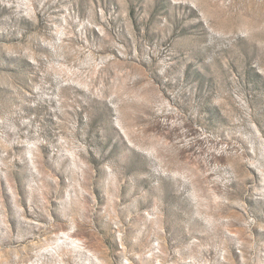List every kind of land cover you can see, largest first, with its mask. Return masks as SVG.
<instances>
[{"label":"rangeland","instance_id":"obj_1","mask_svg":"<svg viewBox=\"0 0 264 264\" xmlns=\"http://www.w3.org/2000/svg\"><path fill=\"white\" fill-rule=\"evenodd\" d=\"M0 264H264V0H0Z\"/></svg>","mask_w":264,"mask_h":264}]
</instances>
